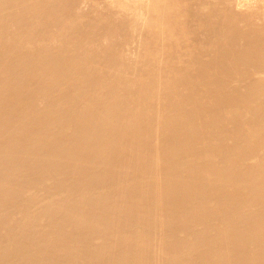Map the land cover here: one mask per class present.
Returning <instances> with one entry per match:
<instances>
[{
	"label": "bare ground",
	"instance_id": "obj_1",
	"mask_svg": "<svg viewBox=\"0 0 264 264\" xmlns=\"http://www.w3.org/2000/svg\"><path fill=\"white\" fill-rule=\"evenodd\" d=\"M0 264H264V0H0Z\"/></svg>",
	"mask_w": 264,
	"mask_h": 264
}]
</instances>
